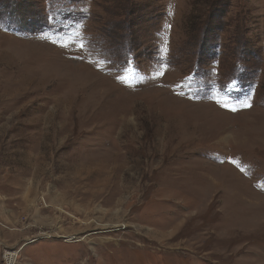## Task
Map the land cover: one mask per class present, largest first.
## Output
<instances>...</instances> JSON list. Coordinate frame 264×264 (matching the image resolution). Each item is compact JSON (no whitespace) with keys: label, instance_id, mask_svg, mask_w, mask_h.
Listing matches in <instances>:
<instances>
[{"label":"rangeland","instance_id":"1","mask_svg":"<svg viewBox=\"0 0 264 264\" xmlns=\"http://www.w3.org/2000/svg\"><path fill=\"white\" fill-rule=\"evenodd\" d=\"M12 262L264 264V0H0Z\"/></svg>","mask_w":264,"mask_h":264},{"label":"snow or ice","instance_id":"2","mask_svg":"<svg viewBox=\"0 0 264 264\" xmlns=\"http://www.w3.org/2000/svg\"><path fill=\"white\" fill-rule=\"evenodd\" d=\"M245 107H251V104L250 103H246ZM233 110H235V109H233Z\"/></svg>","mask_w":264,"mask_h":264},{"label":"bare ground","instance_id":"3","mask_svg":"<svg viewBox=\"0 0 264 264\" xmlns=\"http://www.w3.org/2000/svg\"><path fill=\"white\" fill-rule=\"evenodd\" d=\"M17 254V253H16ZM16 254H14V255H16ZM15 262H12V264H14Z\"/></svg>","mask_w":264,"mask_h":264}]
</instances>
